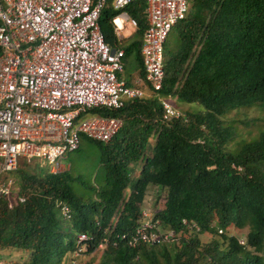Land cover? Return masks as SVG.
Listing matches in <instances>:
<instances>
[{
    "label": "trees",
    "instance_id": "obj_1",
    "mask_svg": "<svg viewBox=\"0 0 264 264\" xmlns=\"http://www.w3.org/2000/svg\"><path fill=\"white\" fill-rule=\"evenodd\" d=\"M187 1V13L176 24L177 48L163 49L158 94L145 88V95L124 100L119 108L90 110L121 120L110 140L96 141L100 177L87 180L70 169L52 173L34 159H20L9 174L20 189L10 193L11 206L0 196L4 264L71 262V231L89 237L82 264H264V129L235 142L234 127L222 121L240 107L264 110V0ZM145 8L146 0H133L120 10L103 9L99 17L106 43L123 48L124 60L133 61V76L144 74ZM120 11L136 20L124 47L111 21ZM130 75L125 73L128 80ZM161 99L178 110L182 102L198 106L163 119ZM151 186L165 190L152 219L174 229L179 239L131 247L121 234L143 219ZM59 203L70 208L67 221ZM204 233L211 239L202 240ZM12 251L19 252L14 259Z\"/></svg>",
    "mask_w": 264,
    "mask_h": 264
},
{
    "label": "built area",
    "instance_id": "obj_2",
    "mask_svg": "<svg viewBox=\"0 0 264 264\" xmlns=\"http://www.w3.org/2000/svg\"><path fill=\"white\" fill-rule=\"evenodd\" d=\"M131 1L0 0V196L8 206L17 190L9 174L20 159L42 161L52 173L63 171L62 159L79 147L81 137L106 142L121 126L118 118L90 114L92 108H119L124 100L145 95V88L158 94L164 44L172 26L184 19L188 1L146 0L144 74L127 80L124 49L106 43L99 17L108 3L120 10ZM125 20L136 25L125 11L113 16L116 33ZM160 103L163 119L179 115L166 99ZM59 206L69 219L70 208ZM142 216L132 231L121 234L129 246L178 241L174 229L161 228L145 212ZM182 223L198 229L186 219ZM88 239L86 233L76 235L74 256Z\"/></svg>",
    "mask_w": 264,
    "mask_h": 264
},
{
    "label": "rangeland",
    "instance_id": "obj_3",
    "mask_svg": "<svg viewBox=\"0 0 264 264\" xmlns=\"http://www.w3.org/2000/svg\"><path fill=\"white\" fill-rule=\"evenodd\" d=\"M176 27L177 25H173L170 31L168 32L166 42L164 44V47L167 48V50H175L178 45V37L176 36ZM134 32V27L131 26L129 20H125L122 24V30L121 34L122 36ZM130 35V34H129ZM124 42V41H123ZM130 73L133 76L135 74L134 67H133V61L132 60H126L124 63V74ZM194 108L198 106V104L193 103ZM191 102H182L180 105L181 108H190L193 107ZM179 110V111H180ZM181 112V111H180ZM224 125H231L234 127L235 131L237 132V135L235 136V142L239 141H246L249 139H252L256 136H258L259 131L264 129V110L259 106H249V107H240L234 110H231L223 119ZM230 142L229 146H232L235 144ZM153 144V141H151L150 145ZM97 143L95 140L85 138L84 136L81 137L79 147L77 150L70 152L66 154V156L62 159V163L64 165V170L70 169L73 173H81L87 180H92L94 177H100V171L98 169V160H99V151L97 149ZM151 147L149 148V150ZM35 160V159H34ZM40 165H43L42 161H39ZM47 165V164H46ZM49 167V165H47ZM139 171V168L135 165V174H137ZM11 179L13 181V184L15 186V189H17L14 192L19 191L20 187L18 183L16 182L15 178L11 176ZM129 194V188L125 189L124 197H127ZM165 196V190L163 188L157 187V186H151L147 189L144 202H143V212L148 214V217L153 216V212L156 210L157 207H159L164 199ZM11 203V202H10ZM11 206V204H10ZM66 221V220H65ZM241 232L244 234L246 232V229H241ZM73 234V237L75 236V233L71 231ZM202 240H209L211 239V235L204 233L201 235ZM7 251H2V253H6ZM75 252V249L73 250ZM73 252L71 255H67L68 257H71L70 261H63L62 264H82L85 258L87 256L79 255L74 256ZM19 255V252L12 251V258H16ZM2 264L5 262L3 259H0Z\"/></svg>",
    "mask_w": 264,
    "mask_h": 264
},
{
    "label": "crops",
    "instance_id": "obj_4",
    "mask_svg": "<svg viewBox=\"0 0 264 264\" xmlns=\"http://www.w3.org/2000/svg\"><path fill=\"white\" fill-rule=\"evenodd\" d=\"M111 7H112L111 3H108V5L106 6V8H111ZM114 32H115V34L117 36L118 42L121 45V47H124V45H126L130 40H132L133 32L132 33H128V34H126L124 36H122V34L120 33L121 31L119 33H116V31H114Z\"/></svg>",
    "mask_w": 264,
    "mask_h": 264
},
{
    "label": "clouds",
    "instance_id": "obj_5",
    "mask_svg": "<svg viewBox=\"0 0 264 264\" xmlns=\"http://www.w3.org/2000/svg\"><path fill=\"white\" fill-rule=\"evenodd\" d=\"M128 15V14H127ZM115 16V15H114ZM129 16V15H128ZM130 17V16H129ZM113 18V17H112ZM132 18V17H131ZM111 21H112V19H111ZM112 24H113V22H112ZM123 24V23H122ZM131 24V23H130ZM132 25V24H131ZM113 26H114V24H113ZM133 27H135V25H132ZM121 30H122V27H121ZM142 36H143V34H142ZM141 40H142V38H141ZM142 43V42H141ZM124 62H125V60H124ZM124 74V73H123ZM136 75H134L133 77H135ZM133 77H130V79L131 78H133ZM126 78V77H125ZM127 79V78H126ZM128 80V79H127ZM78 149V148H77ZM76 149V150H77ZM38 161V160H37ZM61 215H62V213H61ZM62 218H63V216H62ZM64 219V218H63ZM67 221V219H64V221ZM198 228V227H197ZM192 229H195V228H192ZM195 230H198V229H195ZM218 231L219 232H221V229H218ZM79 233H81V232H79ZM78 233H76L75 234V236H74V241H75V248L74 249H76V235H77ZM88 241V240H87ZM239 242L240 243H244V240H243V237H239ZM101 243V242H100ZM84 244H85V247H84V250H82V252H80L78 255H76V256H79V255H81V253H83L86 249H87V242L86 241H84ZM97 248H101L100 246H99V244H98V246H97ZM74 253V252H73Z\"/></svg>",
    "mask_w": 264,
    "mask_h": 264
}]
</instances>
